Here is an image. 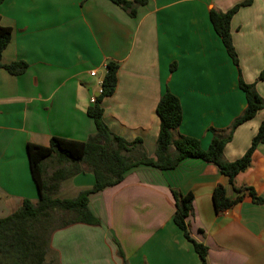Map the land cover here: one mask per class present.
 <instances>
[{
    "label": "crops",
    "instance_id": "1",
    "mask_svg": "<svg viewBox=\"0 0 264 264\" xmlns=\"http://www.w3.org/2000/svg\"><path fill=\"white\" fill-rule=\"evenodd\" d=\"M245 1L148 0L131 17L109 0H5L1 23L12 28L13 38L2 63L23 61L29 69L13 76L0 68V219L24 200L41 198L31 149H49L59 139L79 154L96 133L88 110L100 95L109 62L120 68L114 95L102 103L104 120L125 140L141 139L150 157L160 131L157 105L167 91L183 109L174 140L194 137L208 149L212 130L228 135L247 99L210 12H227ZM250 1L233 17L231 33L243 80L264 97V81H257L264 68V0ZM263 121L264 109L235 131L225 148L228 161L246 153ZM94 184V175L85 173L63 182L62 190L76 197ZM218 186L241 202L218 213L213 202ZM234 186L253 188L264 198V145L234 185L215 165L194 158L173 170H132L121 184L91 196L99 226L57 231L52 249L60 264H122L119 246L128 264H201L174 222L176 189L195 197L189 228L208 248V264H264V205Z\"/></svg>",
    "mask_w": 264,
    "mask_h": 264
},
{
    "label": "trees",
    "instance_id": "2",
    "mask_svg": "<svg viewBox=\"0 0 264 264\" xmlns=\"http://www.w3.org/2000/svg\"><path fill=\"white\" fill-rule=\"evenodd\" d=\"M5 0H0V5ZM131 17L137 14V8L147 4L148 0H109ZM252 1H245L227 12L212 10L210 20L217 35L223 42L226 52L233 64L238 67L239 87L245 93L247 108L237 118L228 135L216 134L208 149H203L201 141L194 137L173 139V131L183 122V109L180 99L167 91L159 100L157 115L160 120V131L154 157H150L141 139L127 141L114 134L104 120V99L114 95L118 85L119 65L109 62L102 81V92L96 103L88 110L94 120L96 133L82 145L79 154L68 148L65 141L53 139L49 149H31L33 169L39 175L41 198L37 202L24 200L20 208L10 216L0 219V264H60L59 255L52 249V237L60 230L75 224L99 226L100 220L92 213L90 198L105 189L121 184L126 175L139 167H150L158 170L176 169L186 159H200L215 165L219 171L235 184L237 176L249 169L253 156L260 145H264V121L258 128L250 148L238 160L230 162L225 158V148L232 141L235 131L251 121L264 109V97L260 96L255 84L246 83L239 69V57L233 42L231 22L243 7L250 6ZM13 30L1 23L0 17V68L13 76L24 74L29 65L23 61L3 64V53L10 45ZM176 65L171 67L174 71ZM264 81V68L257 79ZM91 173L95 177L92 188L81 191L74 198L61 197L62 184L80 174ZM237 193L246 191L256 204L264 205V198L257 195L250 187L237 188ZM176 203L175 224L183 231L185 238L191 242L201 260L208 264V248L194 240L189 228V217L193 211L195 197L192 193H183L172 189ZM242 198L229 199L223 186L213 192V202L218 213L233 208ZM119 257L122 264H128L119 246Z\"/></svg>",
    "mask_w": 264,
    "mask_h": 264
},
{
    "label": "rangeland",
    "instance_id": "3",
    "mask_svg": "<svg viewBox=\"0 0 264 264\" xmlns=\"http://www.w3.org/2000/svg\"><path fill=\"white\" fill-rule=\"evenodd\" d=\"M59 196H61V197H64V196H68V197H70V198H72V197H74L75 195L72 193H70L68 190H67V188H64L63 190H62V188H61V191H60V195Z\"/></svg>",
    "mask_w": 264,
    "mask_h": 264
},
{
    "label": "built area",
    "instance_id": "4",
    "mask_svg": "<svg viewBox=\"0 0 264 264\" xmlns=\"http://www.w3.org/2000/svg\"><path fill=\"white\" fill-rule=\"evenodd\" d=\"M92 75H95V72H92ZM101 88H102V86H101ZM101 92H102V89H101ZM100 92V93H101ZM91 103L92 104H95L96 103V98H93L92 100H91Z\"/></svg>",
    "mask_w": 264,
    "mask_h": 264
}]
</instances>
